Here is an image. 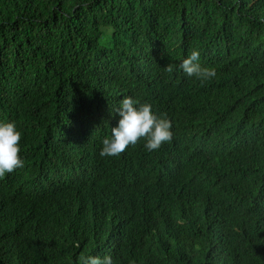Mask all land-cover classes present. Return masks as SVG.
I'll list each match as a JSON object with an SVG mask.
<instances>
[{
	"label": "trees",
	"instance_id": "obj_1",
	"mask_svg": "<svg viewBox=\"0 0 264 264\" xmlns=\"http://www.w3.org/2000/svg\"><path fill=\"white\" fill-rule=\"evenodd\" d=\"M193 50L214 78L180 70ZM124 96L170 120L164 167L144 138L99 155ZM0 121L22 134L5 183L45 178L54 205L30 264H264V0H0ZM141 174L156 188L132 197ZM118 187L114 254L83 248L91 188Z\"/></svg>",
	"mask_w": 264,
	"mask_h": 264
},
{
	"label": "clouds",
	"instance_id": "obj_2",
	"mask_svg": "<svg viewBox=\"0 0 264 264\" xmlns=\"http://www.w3.org/2000/svg\"><path fill=\"white\" fill-rule=\"evenodd\" d=\"M180 70L188 77L206 81L216 76L215 69L202 67L200 53L193 50L179 64ZM166 71L173 72L174 67L168 65ZM119 119L110 128V135L103 139L99 152L101 157L118 156L125 149L135 145L144 138L145 143L139 161L148 169L165 166L166 160L152 157L162 144L171 141V122L166 117H158L151 104L140 103L131 96L120 99L115 108ZM21 132L14 122L0 121V208L5 210L4 220L0 222V264H30V260L40 256L46 244L42 236L43 217L54 212L53 201L47 198L48 180L32 177L27 183L12 188L5 183L6 176L15 169L22 168L20 140ZM130 145V146H129ZM156 179L141 174L132 179L130 189L132 197L143 191L156 188ZM108 195L119 200L122 190L92 189L87 197V216L101 221L100 232L91 235L88 229L82 237V247H99L111 250L114 254L119 240V225L115 220L116 208ZM36 240V243H34ZM81 264H114L109 254L103 256L88 255L81 258Z\"/></svg>",
	"mask_w": 264,
	"mask_h": 264
}]
</instances>
